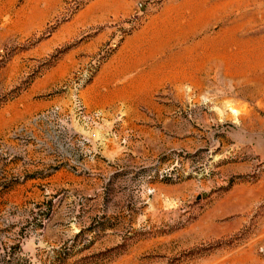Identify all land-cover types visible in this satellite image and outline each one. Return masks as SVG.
<instances>
[{
  "label": "rangeland",
  "instance_id": "374dc122",
  "mask_svg": "<svg viewBox=\"0 0 264 264\" xmlns=\"http://www.w3.org/2000/svg\"><path fill=\"white\" fill-rule=\"evenodd\" d=\"M0 264H264V0H0Z\"/></svg>",
  "mask_w": 264,
  "mask_h": 264
}]
</instances>
